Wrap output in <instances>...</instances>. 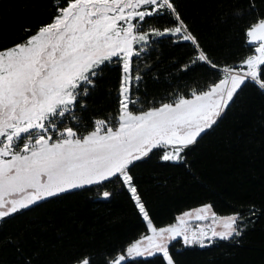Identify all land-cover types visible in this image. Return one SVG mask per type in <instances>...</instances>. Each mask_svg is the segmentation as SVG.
<instances>
[{
  "label": "snow or ice",
  "instance_id": "obj_1",
  "mask_svg": "<svg viewBox=\"0 0 264 264\" xmlns=\"http://www.w3.org/2000/svg\"><path fill=\"white\" fill-rule=\"evenodd\" d=\"M216 4L217 23L233 25L244 49L231 61L202 43L181 0H45L41 22L0 45V251H11L8 264H179L186 249L243 245L264 204L220 215L203 203L158 226L136 171H191L189 154L245 90L264 98V0ZM182 42L186 59L161 60L165 44ZM109 70L110 108L90 111ZM149 81L160 87L150 91ZM117 193L127 194L145 231L111 250L74 246L46 261L42 245H29L33 224H14L70 196L108 202ZM192 219L210 223L193 227Z\"/></svg>",
  "mask_w": 264,
  "mask_h": 264
},
{
  "label": "trees",
  "instance_id": "obj_2",
  "mask_svg": "<svg viewBox=\"0 0 264 264\" xmlns=\"http://www.w3.org/2000/svg\"><path fill=\"white\" fill-rule=\"evenodd\" d=\"M45 0H0V45L11 43L23 34L25 26L35 27L46 15ZM181 10L194 22L202 43L217 60L229 61L242 54L240 38L233 25L217 23L220 8L216 0H181ZM190 44H165L161 60H184ZM163 66V64L161 65ZM205 74V69H200ZM191 75V74H189ZM116 78L107 71L105 83L94 94L90 111L110 108L105 89ZM149 90L160 86L148 83ZM264 98L248 88L241 100L188 156L191 171L184 166L138 168L140 191L158 226L173 221L181 212L211 203L222 215L247 210L249 202L264 204ZM29 220L36 240L28 237L30 246H43L46 261L64 259L74 246H91L111 250L145 231L144 224L126 193H117L108 202H95L90 195L70 196L62 204L46 205L29 217L14 222L22 227ZM178 247V246H177ZM175 251V249H173ZM227 253V254H226ZM13 258L10 250L0 251L4 264ZM179 264H264V218L244 237L242 246L219 242L204 249H186L177 254Z\"/></svg>",
  "mask_w": 264,
  "mask_h": 264
},
{
  "label": "rangeland",
  "instance_id": "obj_3",
  "mask_svg": "<svg viewBox=\"0 0 264 264\" xmlns=\"http://www.w3.org/2000/svg\"><path fill=\"white\" fill-rule=\"evenodd\" d=\"M220 215H222V214H220ZM208 223H210V221H196L195 219H192L191 221H190V226H197V225H200V224H208Z\"/></svg>",
  "mask_w": 264,
  "mask_h": 264
}]
</instances>
